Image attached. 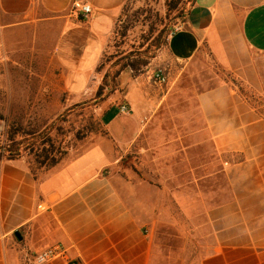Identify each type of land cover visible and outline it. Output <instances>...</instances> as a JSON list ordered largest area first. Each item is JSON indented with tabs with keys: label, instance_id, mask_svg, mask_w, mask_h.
Returning <instances> with one entry per match:
<instances>
[{
	"label": "crops",
	"instance_id": "1",
	"mask_svg": "<svg viewBox=\"0 0 264 264\" xmlns=\"http://www.w3.org/2000/svg\"><path fill=\"white\" fill-rule=\"evenodd\" d=\"M126 1L0 0V61L17 50L43 53L61 105L85 103L101 83L96 68ZM203 49L262 101L254 107L226 82L197 96L196 137L210 168L223 164L222 182L115 176L144 131L150 75L188 65ZM118 88L98 108L108 136L90 147L87 139L76 157L38 179L22 160L0 162V264H31L55 244L66 257L46 264H264V0H193L164 49L137 76L121 72Z\"/></svg>",
	"mask_w": 264,
	"mask_h": 264
},
{
	"label": "rangeland",
	"instance_id": "2",
	"mask_svg": "<svg viewBox=\"0 0 264 264\" xmlns=\"http://www.w3.org/2000/svg\"><path fill=\"white\" fill-rule=\"evenodd\" d=\"M170 1H126L117 21L120 27L127 24L126 37H112L104 56L105 67L100 72L101 76L108 70L113 72L116 69L112 66L115 59L141 46L142 50L151 46L159 33L163 44L156 54L164 49L170 32L176 25L182 24L192 3V0H183L177 10L170 11L167 6ZM116 54L118 58L110 57ZM44 55L26 49L17 50L9 52L0 61V145L9 144L3 133L8 124L20 126L26 133L21 148L33 143V134L50 131L51 137H55L62 133L57 140L68 153L66 162L85 150L87 139L90 147L94 139L100 136L89 133L85 140L76 141L73 133L87 122L89 125L91 118L101 119L98 108L103 109L104 102L93 105L88 100L79 105L63 107L64 96L54 88L58 84L47 72L49 58ZM164 67L158 68L165 72L168 82L159 86L150 80L146 85L149 105L142 111V136L120 157L112 173L129 180L140 178L157 183L164 177L191 180L203 174L206 179L214 176L212 179L222 182L223 164L220 163L218 170L210 168L211 154L207 153L204 139L196 137V132L203 128L198 115L197 96L226 82L254 107H260L262 101L220 67L205 49L188 65L174 62L171 68L170 63ZM116 114V108L109 112L110 117ZM118 127L119 122L116 121L112 129ZM16 160L24 161L30 171L35 167L33 152L29 149ZM202 165H206L204 170L201 169ZM34 173L38 178L44 174L39 170Z\"/></svg>",
	"mask_w": 264,
	"mask_h": 264
},
{
	"label": "trees",
	"instance_id": "3",
	"mask_svg": "<svg viewBox=\"0 0 264 264\" xmlns=\"http://www.w3.org/2000/svg\"><path fill=\"white\" fill-rule=\"evenodd\" d=\"M182 1L183 0H171L169 3H167V6L170 11H175ZM183 20L184 18L182 21ZM126 21L129 22V19H126ZM127 30V24H123L120 27L116 23L113 37H119L120 39H123L126 37ZM162 44L163 41L159 33L154 41L151 42V46H147L143 50L141 49V46L140 48H136L127 54H120L122 55L121 57H119L117 54L111 55L110 57L113 58L119 57L112 63V66L116 67V69L113 72L108 70L102 75L101 83L97 87L94 97L91 99L92 104H102L113 92L116 91L118 87V78L121 72L124 70H131L133 76L140 74L150 63V61L156 56V51L161 47ZM105 54L106 53H104L102 56L96 68L97 73L102 72L103 68L105 67ZM3 133L5 134V140L9 144L7 146L0 145V162L3 160H16L20 157L22 152H25L27 149H29L33 152V163L35 166L30 172L35 179H38V175L34 173L35 170L45 173L50 169L65 163L64 161L67 159V151L62 148L61 143L57 140V136L61 135L62 133L56 134L55 137H51L50 131L47 133L41 132L39 134H33V143L29 145V147L24 148H21V144H23L25 140L24 136L26 133L21 129L20 126L8 124L7 130H4ZM89 133L98 134L100 136H108V132L106 131L102 120H94L93 118L90 119L89 125L87 122L85 126L75 131L73 136L76 141H82L88 137ZM17 137H20V139L16 140Z\"/></svg>",
	"mask_w": 264,
	"mask_h": 264
},
{
	"label": "built area",
	"instance_id": "4",
	"mask_svg": "<svg viewBox=\"0 0 264 264\" xmlns=\"http://www.w3.org/2000/svg\"><path fill=\"white\" fill-rule=\"evenodd\" d=\"M73 8L80 11L84 17H87L91 13V7L87 3H74ZM181 28V24L176 25L173 30L170 32L169 37L179 31ZM168 37V38H169ZM150 80L153 81L157 85H165L168 82V77L165 72L157 68L150 75ZM119 112L122 114H128L129 109L126 105L122 104L119 106ZM66 257V250L61 244H55L50 246L40 253H38L33 259L32 264H46L54 260L64 259Z\"/></svg>",
	"mask_w": 264,
	"mask_h": 264
},
{
	"label": "water",
	"instance_id": "5",
	"mask_svg": "<svg viewBox=\"0 0 264 264\" xmlns=\"http://www.w3.org/2000/svg\"><path fill=\"white\" fill-rule=\"evenodd\" d=\"M14 235H15V237H16L17 239H20V235H19L18 232H15Z\"/></svg>",
	"mask_w": 264,
	"mask_h": 264
}]
</instances>
